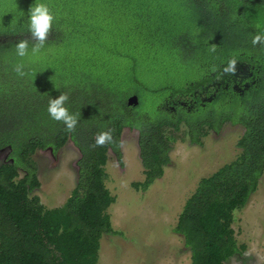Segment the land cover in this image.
I'll list each match as a JSON object with an SVG mask.
<instances>
[{
  "label": "trees",
  "instance_id": "16d2710c",
  "mask_svg": "<svg viewBox=\"0 0 264 264\" xmlns=\"http://www.w3.org/2000/svg\"><path fill=\"white\" fill-rule=\"evenodd\" d=\"M55 1L62 13L37 55L29 24L0 32V264H99L102 239L122 235L109 213L116 197L106 166L110 151L123 164L127 128L139 131L144 181L133 187L143 191L164 175L179 136L202 145L227 125L244 128L237 158L199 181L171 232L182 237L191 264H229L242 256L236 212L264 176V43H252L264 36V0L40 3ZM89 24L109 25L93 30L95 39ZM24 39L28 55L20 57L16 45ZM233 58L236 73L225 74ZM18 64L25 75L14 71ZM151 71L165 82L149 85ZM61 93L69 94L70 114H78L72 132L48 113ZM134 96L138 102L129 104ZM154 97L161 98L157 108ZM105 131L113 142L93 148ZM69 142L81 153L77 184L63 206L47 208L36 195L34 156Z\"/></svg>",
  "mask_w": 264,
  "mask_h": 264
},
{
  "label": "rangeland",
  "instance_id": "374dc122",
  "mask_svg": "<svg viewBox=\"0 0 264 264\" xmlns=\"http://www.w3.org/2000/svg\"><path fill=\"white\" fill-rule=\"evenodd\" d=\"M36 2L0 0V32L11 29L12 24H29V11ZM48 7L54 11L57 21L62 13L59 3L55 1ZM117 24L110 25L114 28ZM108 25L89 24L90 35L95 38L93 30L98 32ZM53 53L57 54L58 50ZM145 77L151 86L165 82L159 72L151 71ZM153 99V107L161 103V98ZM184 130L185 127H181L179 134ZM243 133L241 125H227L219 133L202 138V145L189 138L181 141L179 136L170 153L171 164L165 167L164 175L143 191L133 187L134 182L144 181L139 131L124 130L120 148L123 164L110 151L106 166L109 173L107 185L116 197L109 213L113 229L122 235L112 234L102 239L99 264H191L190 251L185 248L182 237L171 233L172 229L199 181L237 158L239 149L236 145ZM80 158L81 153L72 142L56 153L50 149L36 153L34 159L38 163L41 182L36 195L41 204L56 208L66 203L77 184ZM233 228L239 245L245 249L242 256L234 257L229 264H263L264 176L246 207L236 212Z\"/></svg>",
  "mask_w": 264,
  "mask_h": 264
},
{
  "label": "clouds",
  "instance_id": "9594fccd",
  "mask_svg": "<svg viewBox=\"0 0 264 264\" xmlns=\"http://www.w3.org/2000/svg\"><path fill=\"white\" fill-rule=\"evenodd\" d=\"M55 20V13L44 3H40L39 0L30 8L29 11V26L28 31L31 34V39L34 42L31 47L32 55L40 53L41 49L45 46L49 33ZM252 43L262 44L264 43V36L257 34L254 36ZM29 41L27 39L21 40L16 45V53L20 57L28 55ZM212 51H215V46L212 47ZM237 60L235 58L228 61L227 66L223 69L225 74L236 73ZM24 65L18 64L15 66L14 71L20 75H25ZM69 100L68 93H61L58 98H53L49 101L48 113L52 119L56 121H62L66 125V130L72 132L75 130L78 123V114H70L66 102ZM113 142V136L111 131H105L97 134L93 148L104 146L106 143Z\"/></svg>",
  "mask_w": 264,
  "mask_h": 264
},
{
  "label": "water",
  "instance_id": "95a60500",
  "mask_svg": "<svg viewBox=\"0 0 264 264\" xmlns=\"http://www.w3.org/2000/svg\"><path fill=\"white\" fill-rule=\"evenodd\" d=\"M138 102V98L136 96L132 97L130 100H129V104L131 103H137Z\"/></svg>",
  "mask_w": 264,
  "mask_h": 264
},
{
  "label": "flooded vegetation",
  "instance_id": "af4514ba",
  "mask_svg": "<svg viewBox=\"0 0 264 264\" xmlns=\"http://www.w3.org/2000/svg\"><path fill=\"white\" fill-rule=\"evenodd\" d=\"M239 77H240V76H239ZM237 79H238V76H237ZM237 79H236V80H237Z\"/></svg>",
  "mask_w": 264,
  "mask_h": 264
}]
</instances>
